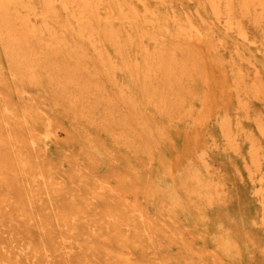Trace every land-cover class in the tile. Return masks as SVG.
I'll return each mask as SVG.
<instances>
[{
    "label": "rangeland",
    "instance_id": "374dc122",
    "mask_svg": "<svg viewBox=\"0 0 264 264\" xmlns=\"http://www.w3.org/2000/svg\"><path fill=\"white\" fill-rule=\"evenodd\" d=\"M53 3L0 0V264H264V0Z\"/></svg>",
    "mask_w": 264,
    "mask_h": 264
},
{
    "label": "bare ground",
    "instance_id": "6f19581e",
    "mask_svg": "<svg viewBox=\"0 0 264 264\" xmlns=\"http://www.w3.org/2000/svg\"><path fill=\"white\" fill-rule=\"evenodd\" d=\"M68 1L69 0H63V2L66 4V3H68ZM60 3V2H59ZM79 3V2H78ZM80 3L82 4V6L85 8L86 6H88V5H90L92 8H98L97 6H95V7H93V5H91L92 3H90V0H80ZM53 0H46V14H52L53 12H55L54 11V7H53ZM70 4V3H69ZM80 4V5H81ZM95 4V3H94ZM55 5V4H54ZM96 5V4H95ZM90 6H88V7H90ZM217 7V6H216ZM70 8H72V7H70ZM32 9V8H31ZM3 10V9H2ZM92 11V10H91ZM96 11V10H95ZM3 12V11H2ZM81 12V11H80ZM89 13H91V12H89ZM3 14H5L4 12H3ZM43 14V13H42ZM80 15V14H79ZM3 16V15H2ZM6 16V15H5ZM86 16V15H85ZM107 16V15H106ZM1 18V17H0ZM52 18V17H51ZM78 18V17H77ZM55 19V18H54ZM84 20V19H83ZM3 21V20H2ZM22 21V20H21ZM30 22V21H29ZM231 22V21H230ZM230 22H227L228 24H230V25H232V23H230ZM84 25V24H83ZM85 28V27H84ZM32 29V28H31ZM47 30V29H46ZM95 30V29H94ZM92 34V33H91ZM115 35V34H114ZM2 37V36H1ZM19 38V37H18ZM53 38V37H52ZM115 40V39H114ZM25 43H27V42H25ZM22 45V44H21ZM26 45V44H25ZM12 46V45H11ZM13 46H15V45H13ZM12 46V47H13ZM19 46V45H18ZM80 48V47H79ZM123 49V48H122ZM159 49V48H158ZM28 53V52H27ZM102 54V53H101ZM150 55V54H149ZM157 65H158V63H157ZM64 67V66H63ZM150 69V68H149ZM153 70V69H152ZM144 74V73H143ZM154 90V89H153ZM226 117V116H225ZM102 119V118H101ZM24 120V119H23ZM227 121V120H226ZM258 128V127H257ZM260 129V128H259ZM45 137V136H44ZM32 143V142H31ZM5 148V147H4ZM4 153V152H3ZM256 157H258V156H256ZM253 163V162H252ZM255 163V162H254ZM11 164H13V163H11ZM8 165H10V164H8ZM10 167V166H9ZM13 167V166H12ZM257 168V167H256ZM24 169V168H23ZM258 170V169H257ZM22 179V178H21ZM54 180V179H53ZM51 181V180H50ZM51 185V184H50ZM59 185V184H58ZM1 188V187H0ZM89 188V187H88ZM54 191V190H53ZM93 197V196H92ZM70 198V197H69ZM72 198V197H71ZM49 200V199H48ZM91 200V199H90ZM107 200V199H106ZM263 203H264V199H263ZM85 205V204H84ZM119 210V209H118ZM76 214V213H75ZM26 216V215H25ZM83 216V215H82ZM113 218V217H112ZM64 222V221H63ZM86 222V221H85ZM95 227V226H94ZM75 231V230H74ZM94 233V232H93ZM93 233H91V234H93ZM43 234V233H42ZM93 236V235H92ZM50 242V241H49ZM12 244V243H11ZM2 250V249H1ZM5 251V250H4ZM72 251V250H71ZM131 252V251H130ZM109 254V253H108ZM6 256H8V255H6Z\"/></svg>",
    "mask_w": 264,
    "mask_h": 264
}]
</instances>
